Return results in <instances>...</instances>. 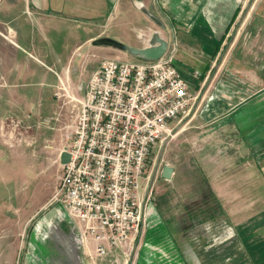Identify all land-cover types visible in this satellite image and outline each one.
I'll list each match as a JSON object with an SVG mask.
<instances>
[{
  "label": "crops",
  "instance_id": "crops-1",
  "mask_svg": "<svg viewBox=\"0 0 264 264\" xmlns=\"http://www.w3.org/2000/svg\"><path fill=\"white\" fill-rule=\"evenodd\" d=\"M250 2L0 0V199L1 192L19 177L29 173L50 176L60 168L66 140L53 130L34 129L38 119L50 117L56 109L52 97L55 75L73 77L80 72L81 63L91 61L83 56L88 53L97 65L104 59H134L118 48L96 43L104 38L141 48L146 45L137 38V31L151 29L166 42V48L175 44L172 66L188 91L200 96L201 87L208 82L206 100L198 97L192 115L199 108L200 116L210 120L213 128L237 126L242 142L247 123L238 112L244 105L258 108L254 102L264 95V0ZM75 22H83L85 32L73 40ZM105 49L111 52L104 54ZM75 52L82 57L78 66L73 65ZM230 63L236 64L238 71L231 72ZM177 66L183 69L184 77ZM227 75L241 81L229 82ZM15 123L27 127L18 130L22 136L25 129L34 134L30 135L34 136L31 147L24 146L26 149L19 151L7 141ZM240 127L245 129L241 131ZM166 147L167 144L162 158ZM231 157L235 166H224L222 172L191 168V172L199 174L200 181V175H209L207 183H173V168L170 167L169 180L160 177L161 169L152 174L154 166L153 171L150 168L154 197L145 217L148 228L141 237L135 264H264V205L262 199L259 205L258 199L248 201L247 175L242 179V171L247 169L242 161L249 156L237 151ZM256 157L259 158H249ZM204 200H208L204 204L210 203L209 207L218 206L220 212L202 215L203 218L193 216L192 207L198 208ZM173 206L175 209H169ZM63 227L62 240L67 243L70 230ZM76 246L74 256L62 249L63 259L59 260L75 264L76 256L80 264H89L86 253L78 243ZM142 248L146 250L141 252ZM97 259L93 264L107 263ZM54 263L57 264L55 259Z\"/></svg>",
  "mask_w": 264,
  "mask_h": 264
},
{
  "label": "built area",
  "instance_id": "built-area-1",
  "mask_svg": "<svg viewBox=\"0 0 264 264\" xmlns=\"http://www.w3.org/2000/svg\"><path fill=\"white\" fill-rule=\"evenodd\" d=\"M152 33L139 30L136 36L147 45ZM175 52L173 44L153 61L104 59L74 88L56 77L58 111L39 125L53 130L63 108L71 125L61 149L68 160L60 165L49 202L71 220L69 237L89 258L134 241L153 200L147 159L198 100L172 66Z\"/></svg>",
  "mask_w": 264,
  "mask_h": 264
},
{
  "label": "rangeland",
  "instance_id": "rangeland-1",
  "mask_svg": "<svg viewBox=\"0 0 264 264\" xmlns=\"http://www.w3.org/2000/svg\"><path fill=\"white\" fill-rule=\"evenodd\" d=\"M254 2L255 0H251L250 3ZM249 6H251V4H249ZM72 26L73 40L76 36H81L83 32H85V25L83 22L72 23ZM236 28H238V23ZM107 52H111V50L105 49L104 54ZM80 53H82V51ZM74 54L76 56L73 57V65L78 66L82 57L81 55L78 56V52H75ZM83 56L89 57L91 61H88L86 64H84V62L81 63L80 72L73 75V77L72 75L71 78H68L67 76L63 78L59 77V80L62 82L66 79L69 80L70 85L73 86V88L75 85H78V83L83 82L93 69V66L97 65V63L95 64V62L92 61L93 56L90 53ZM82 69L85 72L83 71L81 73ZM228 69L231 72L238 71L236 64L234 63H230ZM177 70L179 74L184 77L182 72L183 69L180 66H177ZM57 76L58 75H55V77ZM230 77L231 78L228 76L229 82L233 83L241 81L234 76ZM206 81L201 87L200 96H198L199 98L203 97L204 100H206L205 97L208 95V82ZM53 92L54 86L52 91V97L54 99ZM72 94L76 95L74 91H72ZM221 96L228 97L223 96L222 94ZM199 98L195 105H197ZM61 100L62 98H60L59 102ZM254 103L259 105V107L250 109L254 104L249 108L244 105L238 112V114H242V120L245 121L244 123H247L245 131H242L245 128L242 129L240 127L242 135L247 131V133L242 136L243 141L246 143L245 145L243 144V141L240 142V137L238 138L237 126H232L231 129L227 127L213 128L212 125H209V123H211L210 120L204 121L201 117L202 115L200 116V112L202 114V111L199 108L196 112L194 111V114L192 115V111L195 109L194 107L191 114L176 126L179 127L180 130L174 131L175 129H173L171 136L167 140L153 148L147 159L146 169L149 170L152 168L153 171L152 166H154L153 174L162 169L164 165H168L176 172V175L171 180L173 183L192 182L193 180L195 182H203L204 180V182L207 183L209 175H200L201 178H203L200 181L198 180L199 174L195 173L196 170L191 172V168H203V171H207L210 168L212 171L220 170V172H222L224 166H235V159L231 157L232 152L239 151V154L242 153L243 156L247 154L249 157H251V155H256L259 156V158L256 157L257 159H252L247 157V159L242 161V165L247 168L242 171V179L246 178L247 175L248 190L246 192V197L248 201L251 199H258L257 205H259L262 199L264 205V198L261 197H264V185H262V182L264 184V95L260 97L258 102L255 101ZM58 106L59 105L56 106L55 111H53L50 117L58 111ZM42 119L46 118H40L37 120L34 126L35 131L40 130L41 132L44 129L48 130L39 125V122ZM70 125L69 114L66 109L63 108L60 112L58 121L51 123L50 126L57 135L65 139L68 143ZM13 126L15 130H13V135H10L7 141H9L11 145L16 146L15 148H18L16 150L19 151L26 149L24 146H28L27 148L31 147L34 136L32 137L30 135L33 133H31L29 129H25V133L22 136L21 133L23 132L18 130L27 127L21 126L20 124L18 125L17 123ZM166 144L167 147L162 158L163 146ZM188 171H190V173H188ZM52 173L53 174L50 176H46L47 173L39 175L33 173L26 174V177H19L15 183L11 182L8 185L6 191L1 192L0 264H55L54 259L56 260V263L59 264L63 263L62 260H59L63 259V255L61 254L62 249L71 252L74 256L75 249L73 248H75L74 246L76 245V242L70 237L67 238L72 245L71 249L68 242L65 243L62 240L61 235V232L63 233L65 230L63 225L66 226L67 229L69 228L72 230L74 229V225L58 206L53 202H49L54 187L56 186L57 177L60 175V168ZM255 183L258 184L255 185ZM205 201L208 200H204L202 202L203 204L198 203V208L192 207L195 209L193 216L203 218L202 215L210 216L213 212H220L218 206L209 207L210 203L204 204ZM169 209H175V206ZM188 213L191 215L190 210H188ZM261 222H263V220ZM147 228L148 225L143 223L138 230V234L134 241L131 242L130 245L111 249L106 256L98 259L97 257L95 258L99 260V262H107L105 264L138 263V261L136 262L138 253L137 249L141 244L143 232L144 230H147ZM147 232L146 234L148 235ZM144 241L146 243L149 241L146 236ZM145 250L146 248H142L141 252H144ZM124 255H126L127 258ZM79 258L80 257L76 259V256L74 257L75 264H80ZM95 258H89V254L85 255V260L90 264L94 263ZM63 264H66L65 261Z\"/></svg>",
  "mask_w": 264,
  "mask_h": 264
},
{
  "label": "water",
  "instance_id": "water-1",
  "mask_svg": "<svg viewBox=\"0 0 264 264\" xmlns=\"http://www.w3.org/2000/svg\"><path fill=\"white\" fill-rule=\"evenodd\" d=\"M118 49L122 52H125L127 55L138 58L145 61H153L159 59L166 50V42L158 36L156 32H153L147 45L141 48H130L124 45H120ZM68 160V155L65 152L60 154L61 164H65ZM172 173V169L164 165L161 169L160 177L163 180H169Z\"/></svg>",
  "mask_w": 264,
  "mask_h": 264
},
{
  "label": "trees",
  "instance_id": "trees-1",
  "mask_svg": "<svg viewBox=\"0 0 264 264\" xmlns=\"http://www.w3.org/2000/svg\"><path fill=\"white\" fill-rule=\"evenodd\" d=\"M96 43L102 46H109V47H114V48H118L120 46L118 43L114 42L113 40H109L106 38L100 39Z\"/></svg>",
  "mask_w": 264,
  "mask_h": 264
}]
</instances>
